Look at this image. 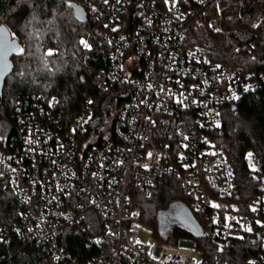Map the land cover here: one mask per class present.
Returning a JSON list of instances; mask_svg holds the SVG:
<instances>
[{"label":"built area","instance_id":"1","mask_svg":"<svg viewBox=\"0 0 264 264\" xmlns=\"http://www.w3.org/2000/svg\"><path fill=\"white\" fill-rule=\"evenodd\" d=\"M77 1L107 28L106 65L89 70L103 99L71 113L57 96H20L17 134L0 142V190L23 204L16 236L52 264H264L261 160L245 155L243 183L217 145L224 109L264 87V72L189 41L193 23H207L233 56L254 57L264 0ZM85 43L88 57L97 46ZM163 187L198 216L201 238L141 241L133 204ZM0 237L11 240L4 227Z\"/></svg>","mask_w":264,"mask_h":264},{"label":"trees","instance_id":"2","mask_svg":"<svg viewBox=\"0 0 264 264\" xmlns=\"http://www.w3.org/2000/svg\"><path fill=\"white\" fill-rule=\"evenodd\" d=\"M70 3L85 10L89 17L87 23L75 18ZM2 24L19 39L25 50L12 58L14 71L7 77L0 98V142L17 134L18 128L12 122V117L17 101L23 94L57 96L71 113L92 98L96 101L103 99L93 85L89 70L106 65L110 50L105 40L107 28L77 0H0ZM205 25L208 27L207 23ZM206 29L193 27L190 44L215 60L224 59L228 63L241 65L246 72H264V22L260 27L261 35L254 57L248 53L233 56L223 37ZM81 41L92 43L97 48L86 57L81 54ZM49 51L52 55L47 54ZM223 118V132L217 138V145L227 152L239 179L243 183L251 182L244 161L250 150L259 156L264 174V87L243 96L237 103L228 104ZM179 200L182 198L177 193L163 187L154 190L151 197L138 194L133 207L141 208V220L150 219L156 226L158 237L167 244H175L180 238H201L184 227L169 229L161 226V212ZM22 208V202L10 187H2L0 228L6 229L11 240L4 242L0 237V264H52L45 251L26 244L14 233V225ZM78 239L71 238V249L77 251L82 248ZM200 242L206 243L203 239ZM241 250V255L248 256L250 244H244Z\"/></svg>","mask_w":264,"mask_h":264},{"label":"rangeland","instance_id":"3","mask_svg":"<svg viewBox=\"0 0 264 264\" xmlns=\"http://www.w3.org/2000/svg\"><path fill=\"white\" fill-rule=\"evenodd\" d=\"M193 27L196 29L201 28L202 30H205L206 28L209 29L205 24L193 23ZM13 37H15L14 34ZM249 152L252 153V150H250ZM160 222L162 227H166L169 229H172L175 226H179L190 230L197 236H201L203 234V228L199 223L196 214L183 202V200L174 202L166 209H164L160 214ZM135 225L140 230L139 238L143 243L155 244L160 241L164 244H167L158 237L155 228L156 226L150 219L135 222Z\"/></svg>","mask_w":264,"mask_h":264},{"label":"water","instance_id":"4","mask_svg":"<svg viewBox=\"0 0 264 264\" xmlns=\"http://www.w3.org/2000/svg\"><path fill=\"white\" fill-rule=\"evenodd\" d=\"M70 6L74 9L75 18L78 21L88 22L89 17L82 7L74 3H70ZM23 51V45L19 39L13 37V33L5 24L0 25V98L3 96L7 77L14 71L12 58Z\"/></svg>","mask_w":264,"mask_h":264},{"label":"snow or ice","instance_id":"5","mask_svg":"<svg viewBox=\"0 0 264 264\" xmlns=\"http://www.w3.org/2000/svg\"><path fill=\"white\" fill-rule=\"evenodd\" d=\"M81 43L84 44L85 47H88V45L84 41H81ZM47 54L52 55V52L49 51ZM217 67H219V65ZM149 155L151 156V154H149ZM249 158H251V154H249ZM214 206L219 207L218 205H214ZM248 230L250 231V229H248Z\"/></svg>","mask_w":264,"mask_h":264}]
</instances>
